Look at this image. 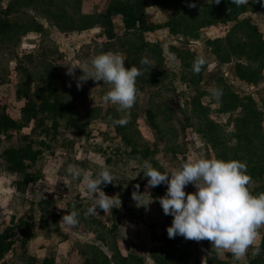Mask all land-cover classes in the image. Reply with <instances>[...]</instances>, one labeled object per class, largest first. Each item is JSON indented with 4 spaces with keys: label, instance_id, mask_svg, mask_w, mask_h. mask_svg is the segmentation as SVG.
<instances>
[{
    "label": "rangeland",
    "instance_id": "obj_1",
    "mask_svg": "<svg viewBox=\"0 0 264 264\" xmlns=\"http://www.w3.org/2000/svg\"><path fill=\"white\" fill-rule=\"evenodd\" d=\"M11 29L0 34V101L21 119L27 97L50 79L71 109L68 118L32 123L0 143V231L16 226L17 242L0 264H264V226L242 261L219 256L208 240L169 238L172 220L160 214L159 198L146 189L142 164L174 170L188 158L246 162L249 191H264V0L236 6L232 0H147L143 25L127 27L134 0H0ZM195 3V7L189 4ZM226 15L232 13L231 16ZM179 32H171L168 25ZM254 50L260 51L254 54ZM136 66L137 99L126 113L105 104L110 85L89 79L78 89L67 65L90 67L102 52ZM150 65L142 66V57ZM197 56L206 64L192 71ZM242 75L249 78H242ZM71 85V86H69ZM211 88L223 91L219 100ZM127 118L124 126L115 119ZM31 142L42 151L28 171L36 181L18 189L21 174L9 171L3 151ZM69 164L95 173L108 166L113 183L101 187L121 200L118 208L84 216L91 197L82 181L66 173ZM141 171V172H140ZM140 172V173H139ZM134 181L153 202L146 210L132 199ZM134 189L129 193V188ZM167 186L165 185V189ZM193 192L192 185L186 186ZM80 211L78 223L61 222ZM144 211L143 216H138ZM61 222V223H60ZM29 227L31 234L23 233Z\"/></svg>",
    "mask_w": 264,
    "mask_h": 264
},
{
    "label": "clouds",
    "instance_id": "obj_2",
    "mask_svg": "<svg viewBox=\"0 0 264 264\" xmlns=\"http://www.w3.org/2000/svg\"><path fill=\"white\" fill-rule=\"evenodd\" d=\"M220 2L213 0L215 4ZM232 3L236 6L247 5L249 0H232ZM195 6V3L189 4V7ZM140 64L150 65L151 61L145 56ZM205 64V57L197 56L192 63V71L199 74ZM77 68L83 73L76 79L78 89L89 79L102 81L110 85L103 95L105 104L117 106L120 113L128 112L135 104L136 79L143 73L136 66L126 67L121 54L102 52L91 59L90 67H80L74 63L67 65L66 74L74 77ZM209 91L216 100L223 94L221 88H211ZM113 122L124 126L128 120L121 117ZM65 171L73 180L82 181V186L91 197V204L83 213L85 217L95 216L99 213L98 208L107 213L118 208L117 205L120 207L121 200L117 196H109L101 187L113 183L115 179L110 167L101 166L93 173L76 164H69ZM141 171L147 178L146 189L161 184L167 186L165 195L159 197V203L164 214L173 217L171 225L167 227L170 239L180 235L197 242L208 240L217 255L230 252L237 262L246 257L249 248H253V256L259 255L260 248L255 247V242L258 229L264 226V194L249 191L251 177L247 174L246 162L188 158L179 168L161 171L150 160H144ZM188 185H192L195 191L186 193ZM135 189L132 192L133 201L137 207L147 210L153 198L146 199L149 193H141L139 184L135 185ZM79 216L80 211L73 205V210L63 215L61 222L75 226Z\"/></svg>",
    "mask_w": 264,
    "mask_h": 264
},
{
    "label": "trees",
    "instance_id": "obj_3",
    "mask_svg": "<svg viewBox=\"0 0 264 264\" xmlns=\"http://www.w3.org/2000/svg\"><path fill=\"white\" fill-rule=\"evenodd\" d=\"M146 4L147 0H134V6H132V8L127 11L124 16L127 27H133L139 24L143 25L145 28H149L150 23L146 18ZM224 14L226 15V8L224 9ZM231 14L232 13H228L226 16H231ZM168 26L173 33L180 31V29L175 25L170 24ZM11 27V21L3 11L0 3V34L10 30ZM259 53V50H254V54ZM243 70L245 69H239V75L245 79L249 78L246 75H242L241 72H243ZM66 117L68 118V124H74L75 121L71 116L70 106L57 96L56 89L50 79L44 86L37 90L34 96L27 97L24 106L21 108V119L12 117L8 113L6 106L0 101V143L2 142L3 137H9L11 131L13 130H22L32 123L41 128H45L48 120H54V126L58 128L57 119ZM41 153L42 151L40 149H35L31 142L20 146H10L3 151V157L5 158L9 171L15 174L23 175L21 180L18 182V189L27 187L31 182L37 180L38 176L29 172L28 169L37 162ZM134 183V186L136 184L142 186V184L137 181H134ZM134 186L129 188V193L132 192ZM165 192V185L161 184L153 188L152 194L153 196L159 198L164 196ZM251 193L258 195L264 194V191L262 189H258ZM159 211L161 215L173 219L172 216L164 214L160 204ZM144 214V211H140L138 216H143ZM23 233L27 235L28 239L31 234V229L27 227ZM17 237L18 231L16 230V226L12 225L3 231H0V261L10 250H12L17 242ZM261 247L264 249V238L262 240ZM43 264L55 263L50 259H45Z\"/></svg>",
    "mask_w": 264,
    "mask_h": 264
}]
</instances>
